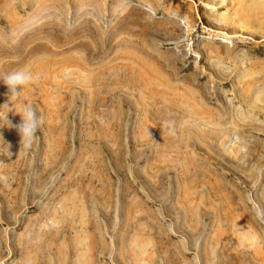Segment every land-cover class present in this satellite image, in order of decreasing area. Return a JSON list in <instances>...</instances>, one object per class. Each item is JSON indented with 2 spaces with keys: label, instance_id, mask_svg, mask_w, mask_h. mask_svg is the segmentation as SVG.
I'll return each instance as SVG.
<instances>
[{
  "label": "rangeland",
  "instance_id": "rangeland-1",
  "mask_svg": "<svg viewBox=\"0 0 264 264\" xmlns=\"http://www.w3.org/2000/svg\"><path fill=\"white\" fill-rule=\"evenodd\" d=\"M18 69L0 264H264V0H0Z\"/></svg>",
  "mask_w": 264,
  "mask_h": 264
},
{
  "label": "clouds",
  "instance_id": "clouds-1",
  "mask_svg": "<svg viewBox=\"0 0 264 264\" xmlns=\"http://www.w3.org/2000/svg\"><path fill=\"white\" fill-rule=\"evenodd\" d=\"M39 77L34 75L30 70L18 69L10 73L5 74L0 80L8 88L9 96L13 99H19L20 92L24 87L35 84L38 81ZM7 108V111H0V118L7 120V113L10 111L15 112L20 115L21 122L18 125H15L19 135L20 143L25 149H30L32 143L35 141L37 136V131L43 124V118L37 115L36 110L31 104L22 103L19 110L12 108L10 104H3ZM10 122L8 121V125ZM164 131H168L174 134V125L172 122L165 121ZM155 142V141H154ZM256 215L259 217L264 215V210H257Z\"/></svg>",
  "mask_w": 264,
  "mask_h": 264
}]
</instances>
